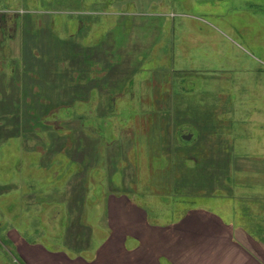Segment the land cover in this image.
Masks as SVG:
<instances>
[{"label": "rangeland", "instance_id": "1", "mask_svg": "<svg viewBox=\"0 0 264 264\" xmlns=\"http://www.w3.org/2000/svg\"><path fill=\"white\" fill-rule=\"evenodd\" d=\"M248 123L264 0H0V264L180 260Z\"/></svg>", "mask_w": 264, "mask_h": 264}, {"label": "crops", "instance_id": "2", "mask_svg": "<svg viewBox=\"0 0 264 264\" xmlns=\"http://www.w3.org/2000/svg\"><path fill=\"white\" fill-rule=\"evenodd\" d=\"M216 147L236 150L230 144ZM226 157L232 170L247 169L248 175H221L212 191L198 195L195 207H186L188 214L177 221L182 241L191 240L195 250L175 261L170 255L149 257L150 264H188L194 254L196 264H264V126L248 123V164L243 156L239 161ZM182 241L178 239V246Z\"/></svg>", "mask_w": 264, "mask_h": 264}, {"label": "water", "instance_id": "3", "mask_svg": "<svg viewBox=\"0 0 264 264\" xmlns=\"http://www.w3.org/2000/svg\"><path fill=\"white\" fill-rule=\"evenodd\" d=\"M183 136H184V138H189L190 134L189 133H184Z\"/></svg>", "mask_w": 264, "mask_h": 264}, {"label": "trees", "instance_id": "4", "mask_svg": "<svg viewBox=\"0 0 264 264\" xmlns=\"http://www.w3.org/2000/svg\"><path fill=\"white\" fill-rule=\"evenodd\" d=\"M193 205L195 206L196 204H193ZM193 205H192V206H193ZM188 206H190V204H189V205H187V206H185V207H188Z\"/></svg>", "mask_w": 264, "mask_h": 264}]
</instances>
